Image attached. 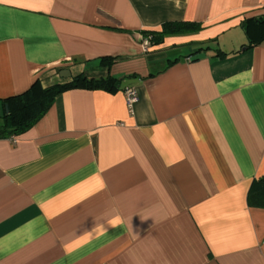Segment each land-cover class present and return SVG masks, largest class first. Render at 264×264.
Masks as SVG:
<instances>
[{
    "label": "crops",
    "instance_id": "1",
    "mask_svg": "<svg viewBox=\"0 0 264 264\" xmlns=\"http://www.w3.org/2000/svg\"><path fill=\"white\" fill-rule=\"evenodd\" d=\"M263 16L264 0H0V117L35 79L119 83L65 90L0 137V264H264V208L247 203L264 38L244 28ZM174 21L201 28L143 47Z\"/></svg>",
    "mask_w": 264,
    "mask_h": 264
},
{
    "label": "trees",
    "instance_id": "2",
    "mask_svg": "<svg viewBox=\"0 0 264 264\" xmlns=\"http://www.w3.org/2000/svg\"><path fill=\"white\" fill-rule=\"evenodd\" d=\"M200 28L197 23L174 21L163 23L160 31H143L142 34L150 45H157L165 37L194 33ZM244 28L246 32L256 30L263 39L264 16L247 20ZM74 88L114 91L119 88V83L111 76L88 78L80 74L66 83L42 87L40 81L35 79L22 93L2 100L4 107L7 106V112L0 117V137H9L27 130L48 111L58 94ZM247 203L249 206L264 208V175L252 181L247 192Z\"/></svg>",
    "mask_w": 264,
    "mask_h": 264
},
{
    "label": "built area",
    "instance_id": "3",
    "mask_svg": "<svg viewBox=\"0 0 264 264\" xmlns=\"http://www.w3.org/2000/svg\"><path fill=\"white\" fill-rule=\"evenodd\" d=\"M142 42H143V47L145 49L147 47H149L150 44H149V40L147 38H144ZM124 96H125L126 105H127L128 109L131 111L133 105L135 104V102L138 99L137 93H136L135 89L127 88L124 90Z\"/></svg>",
    "mask_w": 264,
    "mask_h": 264
},
{
    "label": "water",
    "instance_id": "4",
    "mask_svg": "<svg viewBox=\"0 0 264 264\" xmlns=\"http://www.w3.org/2000/svg\"><path fill=\"white\" fill-rule=\"evenodd\" d=\"M205 57V54L204 53H201V54H196V55H193L190 60L191 61H196V60H199V59H202ZM60 76L61 77H68L69 76V72L66 71V70H62L60 71ZM5 112H7V106L5 105Z\"/></svg>",
    "mask_w": 264,
    "mask_h": 264
}]
</instances>
